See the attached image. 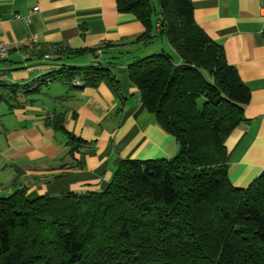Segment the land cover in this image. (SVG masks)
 Segmentation results:
<instances>
[{
	"label": "trees",
	"instance_id": "16d2710c",
	"mask_svg": "<svg viewBox=\"0 0 264 264\" xmlns=\"http://www.w3.org/2000/svg\"><path fill=\"white\" fill-rule=\"evenodd\" d=\"M155 3L116 0L144 25L139 39L165 37L180 59L161 51L128 65L177 153L124 159L99 191L49 197L15 187L0 197V264H264V171L234 186L224 144L242 120L248 90L195 23L191 0ZM62 72L41 81L111 79L98 63ZM53 121L62 128L61 114ZM81 142L69 136L70 147Z\"/></svg>",
	"mask_w": 264,
	"mask_h": 264
},
{
	"label": "crops",
	"instance_id": "0c3cea01",
	"mask_svg": "<svg viewBox=\"0 0 264 264\" xmlns=\"http://www.w3.org/2000/svg\"><path fill=\"white\" fill-rule=\"evenodd\" d=\"M191 4L195 23L221 46L249 93L242 120L224 141L230 181L246 187L264 171V0ZM0 30L8 48L0 61V197L17 186L49 197L99 191L124 159L175 156L177 141L128 74L136 59L173 50L162 36L139 39L144 25L116 0H0ZM173 59L180 61L175 53ZM97 63L111 79L94 86L41 81ZM58 114L62 128L53 121ZM70 135L82 142L70 147Z\"/></svg>",
	"mask_w": 264,
	"mask_h": 264
},
{
	"label": "built area",
	"instance_id": "2783aa9c",
	"mask_svg": "<svg viewBox=\"0 0 264 264\" xmlns=\"http://www.w3.org/2000/svg\"><path fill=\"white\" fill-rule=\"evenodd\" d=\"M17 18L20 17V15H15ZM34 38V37H33ZM31 38V39H33ZM8 56V48L7 45L3 39L2 32L0 30V61L6 59ZM45 57H49L48 54L44 55ZM0 77H3V70L0 68Z\"/></svg>",
	"mask_w": 264,
	"mask_h": 264
},
{
	"label": "rangeland",
	"instance_id": "374dc122",
	"mask_svg": "<svg viewBox=\"0 0 264 264\" xmlns=\"http://www.w3.org/2000/svg\"><path fill=\"white\" fill-rule=\"evenodd\" d=\"M152 1L154 2V4H156V3H155V2H156V0H152ZM33 37L35 38V36H34V35H32V36H30V37H29L31 41H33V40H34V38H33ZM31 38H33V39H31ZM157 41L159 42V40H157ZM166 51H167V50H166ZM170 52H171V51H170ZM167 53H168V52H167ZM171 54H172V55H174V52H172ZM49 56H50V55H49ZM0 107H5V104H4V103H1V104H0Z\"/></svg>",
	"mask_w": 264,
	"mask_h": 264
}]
</instances>
